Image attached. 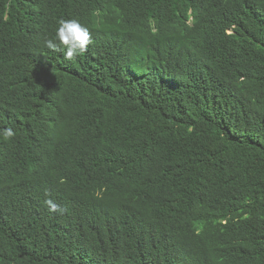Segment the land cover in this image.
I'll return each instance as SVG.
<instances>
[{
	"label": "trees",
	"instance_id": "1",
	"mask_svg": "<svg viewBox=\"0 0 264 264\" xmlns=\"http://www.w3.org/2000/svg\"><path fill=\"white\" fill-rule=\"evenodd\" d=\"M8 127L0 264H264V0H0Z\"/></svg>",
	"mask_w": 264,
	"mask_h": 264
},
{
	"label": "clouds",
	"instance_id": "2",
	"mask_svg": "<svg viewBox=\"0 0 264 264\" xmlns=\"http://www.w3.org/2000/svg\"><path fill=\"white\" fill-rule=\"evenodd\" d=\"M91 43V33L85 25L77 19H60L57 22V27L52 38L45 40V46L53 51H62L64 58L68 61L75 59L77 56H82L88 49ZM16 135L11 128L0 130V137L5 140H10ZM45 204L49 212L63 211L59 205L51 199L46 200Z\"/></svg>",
	"mask_w": 264,
	"mask_h": 264
}]
</instances>
